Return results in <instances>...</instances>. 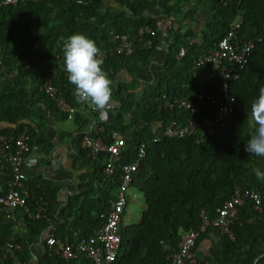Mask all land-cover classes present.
I'll use <instances>...</instances> for the list:
<instances>
[{
  "label": "trees",
  "instance_id": "trees-1",
  "mask_svg": "<svg viewBox=\"0 0 264 264\" xmlns=\"http://www.w3.org/2000/svg\"><path fill=\"white\" fill-rule=\"evenodd\" d=\"M113 2L126 12L123 9L102 11L103 0H86L84 5L68 0H33L0 6V71L7 76L0 80V135L15 136L26 127L30 139H34L35 127L45 114L33 99L57 120L66 118L47 94L38 89L42 71L49 66L54 69L52 84L69 104L75 105V86L67 80L62 53L63 41L68 36L83 33L93 39L99 49H106L111 45V34L149 26L153 35L148 49L137 48L128 56L111 54L103 60V69L114 81L120 69L130 70L137 62L146 60L159 42V25L146 14L148 9L156 8L160 14L173 9L175 19L187 14L178 8V0ZM195 3L212 7L211 19L204 25V30L198 36L191 30L172 33L164 70L154 84L141 90L138 98L132 93L123 94V84L114 82L113 104L100 122L105 133L117 131L123 134L127 129L123 117L130 116L138 128L137 142L144 143V154L131 172L128 184V188L143 195L144 209L136 223L120 227L118 247L109 264H167L169 253L176 250L180 233L199 226L200 211L208 219L213 218L235 186L264 193V181L254 175L256 166L264 171V157L245 151V142L250 137L247 111L251 101L258 96L259 87L264 85V0H232L228 5H221L219 0H195ZM237 16L240 18L237 36L254 41L238 78L227 82V91L234 97V102L226 125L214 127L208 135L196 131L178 138L162 136L151 141L161 132L168 118L181 124L188 114L185 110L158 109L161 94L170 97L218 86L220 78L216 73L210 79L199 81L192 74V60L200 51L211 48ZM176 43L183 47L180 57H176L170 48ZM26 45L34 47L28 58ZM86 113L92 118L97 115L88 108ZM85 121L86 118L81 119V122ZM151 123L157 124L158 128L152 131ZM137 142L129 147L124 145L119 152L120 164L136 159ZM49 147L46 143L40 148L45 152ZM77 160L87 163L92 159L82 148ZM101 166L98 185L84 198L74 194L64 204L66 219H71L73 227L81 226L82 235L101 225L99 214L110 208L112 194L120 182L118 168L106 178ZM22 185L35 197L42 195L47 205L46 215L53 219L50 202L54 190H50V185L41 177H25ZM23 218L30 233L51 225L57 238L72 241L68 240V232L62 231L63 225L50 224L45 218ZM210 229L206 227L196 237L194 247ZM229 229L232 238L220 234L211 248L212 264L233 263V256L239 250L244 253L241 264H264V201L259 211L251 209L249 201L239 206L237 219ZM9 235L10 227L0 225V264H22L25 244ZM9 242L19 244V248L8 247ZM256 242L261 248L256 247ZM50 255L58 263L64 261L53 252ZM52 257H49L50 264L54 263ZM82 258L90 264L88 259Z\"/></svg>",
  "mask_w": 264,
  "mask_h": 264
},
{
  "label": "built area",
  "instance_id": "built-area-1",
  "mask_svg": "<svg viewBox=\"0 0 264 264\" xmlns=\"http://www.w3.org/2000/svg\"><path fill=\"white\" fill-rule=\"evenodd\" d=\"M33 0H0V6L16 4L18 2ZM75 4H86V0H68ZM221 5H228L232 0H219ZM240 24V18L233 19L224 35L217 39L211 48L200 51L192 60V67H205L208 79L216 73L220 82L218 86H210L207 89L184 95H173L167 97L161 94L158 97L157 108L163 110H185L184 121L180 124L172 118L166 120L159 134L150 140L155 141L159 137H182L198 131L200 134L208 135L213 132L214 127L221 128L228 122L234 100L227 91V82L238 78L248 55L253 47V38L242 39L237 36L236 31ZM152 29L142 25L134 31L113 33L110 35L111 45L106 49H100L103 60L107 55L118 54L130 55L135 49H148L151 46ZM34 47L28 48L26 58L32 53ZM54 74L53 66L42 71L38 89L47 94L59 112L70 118L77 107H83L86 103L69 104L52 84ZM90 110L96 112L91 106ZM98 114V113H97ZM93 118V128L80 135V147L86 150L89 157H94L100 151L105 153L101 171L106 178L113 175L119 169L120 182L114 192L113 201L107 212H101V225L87 235H80L72 241L61 240L53 234V226L49 225L47 236L44 239L46 245L58 257L64 261L82 255L88 259L90 264H109L113 258L119 243L121 217L127 205V189L131 172L135 169L138 160L144 154V143L137 142L136 159L132 162L120 164L119 152L125 145L123 136L117 131L105 133L100 122L103 119L96 116ZM32 140L23 127L17 135H0V168L6 170L10 181L5 190H0V218L12 222L17 214L30 219L45 218L47 205L41 194L34 196L23 185L25 178L22 172V160L32 148ZM18 189V190H17ZM249 201L251 209L259 211L264 201V193L257 189L242 188L235 186L228 198L216 209L213 218L208 219L202 211L199 213L200 224L195 230L182 231L176 245V250L169 253L167 264H193L195 256L193 252L196 237L210 227L220 234H226L232 238L230 226L237 219V208ZM51 224V223H50ZM8 247L18 249L19 244L7 243Z\"/></svg>",
  "mask_w": 264,
  "mask_h": 264
},
{
  "label": "crops",
  "instance_id": "crops-1",
  "mask_svg": "<svg viewBox=\"0 0 264 264\" xmlns=\"http://www.w3.org/2000/svg\"><path fill=\"white\" fill-rule=\"evenodd\" d=\"M177 6L181 11L187 13L185 16H177V19H175L176 15L173 9L166 14L158 13L156 8L147 10L146 14L154 18L159 25V42L146 60L137 62L130 70L120 69L115 74L114 81H112V89H114V82H120L125 88L123 94L132 93L134 98H138L141 90L147 85L154 84L159 74L164 70L163 64L172 33L191 30L198 36L204 30V25L211 19L212 7L196 4L195 0H178ZM105 9L117 11L123 9L126 12V9L115 4L113 0H103L101 10ZM24 47L28 50L31 46L26 45ZM170 48L176 57L183 54V47L178 43L173 46L170 45ZM192 69V74L199 81L208 79L205 67H192ZM2 72L4 73L3 70ZM6 77L4 73L0 80ZM33 103L40 106L45 115L39 126L35 127L36 135L32 140V148L22 160V172L26 178L41 177L44 182L50 185V190H54L50 202L53 216V219L50 218V223L54 222L57 226L63 225L62 231L68 232V240H74L82 235V227L78 225L73 227L71 219H66L64 204L66 199L74 194H77L80 199L84 198L98 185L99 168L105 153L100 151L94 157H91L92 160L87 163L77 160L79 151L82 149L80 147V135L91 130L94 121H97L98 118L95 117L94 120L92 115L86 113L87 108L90 109L93 106L91 103H86L83 107H77L75 114L70 118L59 120L48 113L38 100L33 99ZM96 116H99V113ZM82 118H86V121L81 122ZM123 123L127 125V129L121 135L124 138L125 147H129L137 142L138 128L132 123L130 116H124ZM247 123L251 135L253 125L249 117ZM149 127L154 131L158 128V125L151 123ZM46 143L50 144V147L44 152L40 147ZM254 169H261V167L256 166ZM9 177L8 172L0 168V190L6 189L10 181ZM143 209V195L132 188H128L127 205L122 214L120 226L136 223ZM0 225L10 227L9 236L12 239H21L24 242L26 252L23 254L24 262L22 264L48 263L49 257H52L50 255L52 250L44 242L48 228L30 233L21 214H17L12 222L1 219ZM218 237V233L210 229L199 239L193 248L196 264H212L211 248L217 242ZM64 238L67 239V236ZM256 247L261 248V244L256 242ZM243 256V250L237 251L233 256L234 262L228 264H241ZM50 259L54 262L51 264H87L82 256L68 261H60L59 263L53 257Z\"/></svg>",
  "mask_w": 264,
  "mask_h": 264
},
{
  "label": "clouds",
  "instance_id": "clouds-1",
  "mask_svg": "<svg viewBox=\"0 0 264 264\" xmlns=\"http://www.w3.org/2000/svg\"><path fill=\"white\" fill-rule=\"evenodd\" d=\"M64 68L67 80L74 85L77 103H91L103 119L112 104V80L103 69L100 49L83 33H74L63 41ZM247 111L253 131L245 142V151L264 157V85L258 89ZM230 99L234 100V97ZM258 180L264 181V171L254 169Z\"/></svg>",
  "mask_w": 264,
  "mask_h": 264
},
{
  "label": "rangeland",
  "instance_id": "rangeland-1",
  "mask_svg": "<svg viewBox=\"0 0 264 264\" xmlns=\"http://www.w3.org/2000/svg\"><path fill=\"white\" fill-rule=\"evenodd\" d=\"M4 76V73L2 72V70L0 71V77Z\"/></svg>",
  "mask_w": 264,
  "mask_h": 264
}]
</instances>
